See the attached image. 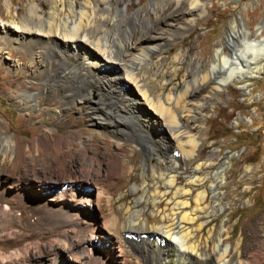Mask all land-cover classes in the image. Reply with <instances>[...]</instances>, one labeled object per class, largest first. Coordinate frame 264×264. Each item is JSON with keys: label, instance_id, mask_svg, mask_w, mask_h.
<instances>
[{"label": "rangeland", "instance_id": "374dc122", "mask_svg": "<svg viewBox=\"0 0 264 264\" xmlns=\"http://www.w3.org/2000/svg\"><path fill=\"white\" fill-rule=\"evenodd\" d=\"M119 1L125 10L134 3L132 12L151 0ZM37 2L46 5V12L51 5V0H0V14L10 19L18 12L22 17ZM205 2L206 11L197 23L165 47L169 58L179 51L185 56L184 68L170 86L181 82L182 88L189 62L212 64L237 6L246 20L256 18L254 24L264 26V0ZM145 24L158 23L148 21L139 28ZM118 27L121 39H126L128 24ZM115 33L113 29L112 41ZM7 47L3 55L0 52V133L8 139L0 141V189L4 191L0 192V264H162L159 251L138 239L136 231L125 239L127 234L119 228L123 208H134L140 194L131 188L143 181L145 158L153 154L152 163L158 161V151L143 147L141 142L148 136L135 115L124 112L106 88L93 86L84 92L90 105L100 106L107 116L132 119L135 126L113 133L106 127L110 124L89 115L83 101L66 100L61 82L49 81L45 71L35 72L25 45L16 48L7 43ZM231 48L226 44L227 53ZM224 72L218 68L216 75ZM59 73L65 74L63 68ZM22 86L37 96L24 95ZM205 102L206 116L200 126L205 142L199 158L230 156L228 183L222 192L227 195L224 202L231 205L215 219L217 229L227 220L232 239L242 244L244 258L253 259L255 248L264 255V70L253 78L229 81ZM144 109L151 111L148 105ZM160 127L165 126L155 131L160 132ZM123 159L127 163L120 169ZM196 166L181 165L175 174L186 183ZM248 167L247 175L241 173ZM261 239L263 246L258 247Z\"/></svg>", "mask_w": 264, "mask_h": 264}, {"label": "bare ground", "instance_id": "6f19581e", "mask_svg": "<svg viewBox=\"0 0 264 264\" xmlns=\"http://www.w3.org/2000/svg\"><path fill=\"white\" fill-rule=\"evenodd\" d=\"M122 5L119 0H51L47 12L46 5L37 2L22 17L9 8L10 19L0 14V52H7V43L16 48L25 45L34 71H45L49 81L61 82L66 100L83 101L89 115L110 124L106 127L113 133H125L134 125L132 119L107 116L100 106L90 105L84 92L93 86L106 88L124 112L135 115L148 136L141 143L158 151V161L153 164L154 155H146L143 181L131 188L140 194L134 208H123L119 228L127 234L125 239L136 231L138 239L159 251L162 264H264L260 249L255 248L253 259L244 258L242 244L232 239L227 220L217 229L215 219L231 205L224 202L227 195L222 192L228 183L230 156L199 158L205 142L200 127L206 116L205 100L229 81L253 78L264 70L263 24H254L256 18L252 17L247 21L243 9L236 5L212 64L189 62L180 88L181 82L175 86L170 82L184 68V53L179 51L169 58L165 47L197 23L206 11L205 0H151L132 12L134 3L127 4L126 10ZM148 21L158 24L139 28ZM122 22L130 29L126 39H121L118 27ZM113 29L116 36L112 41ZM226 44L232 47L230 53ZM62 68L64 75L59 73ZM218 68L225 70L222 76L216 75ZM21 90L28 97L37 96L25 86ZM162 125L165 127H160V132L155 131ZM5 140L0 133V141ZM125 163L123 159L118 167ZM193 163L197 166L182 183L175 172L181 165L187 168ZM250 170L248 167L241 173L247 175ZM260 231L257 226V237ZM260 241H255L258 247L263 246Z\"/></svg>", "mask_w": 264, "mask_h": 264}]
</instances>
